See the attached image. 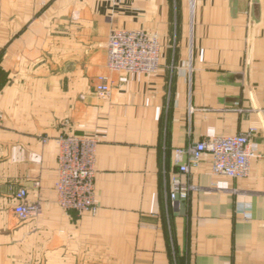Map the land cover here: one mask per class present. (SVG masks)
<instances>
[{"label": "crops", "instance_id": "obj_1", "mask_svg": "<svg viewBox=\"0 0 264 264\" xmlns=\"http://www.w3.org/2000/svg\"><path fill=\"white\" fill-rule=\"evenodd\" d=\"M189 4L0 0V264H264V0ZM113 29L158 36L155 75L107 70ZM250 130L247 178L213 175L208 155L189 175L174 164ZM62 135L97 141L95 214L57 203ZM172 177L193 186L186 200L169 199ZM19 188L40 207L26 222Z\"/></svg>", "mask_w": 264, "mask_h": 264}, {"label": "built area", "instance_id": "obj_2", "mask_svg": "<svg viewBox=\"0 0 264 264\" xmlns=\"http://www.w3.org/2000/svg\"><path fill=\"white\" fill-rule=\"evenodd\" d=\"M190 9H193V0ZM105 66L110 72H122L131 75H155L160 67L161 44L154 33L145 30L113 29L109 32L105 44ZM100 97L109 95L107 78L100 76L95 86ZM255 131L230 136L211 137L201 142L190 143L174 152V164L179 173L189 175L203 156L210 157L211 172L215 176L229 179H243L250 174V163L260 158L256 145L251 139ZM43 139V142H46ZM57 181L55 191L57 203L65 213L78 215L97 212L95 199V154L97 141L92 136L62 135L57 139ZM169 199L186 200L193 189L188 182L177 177L170 179ZM15 205L12 214L18 222H26L40 214L37 203L27 200V192L19 188L14 194ZM244 218L250 214L246 208H239Z\"/></svg>", "mask_w": 264, "mask_h": 264}]
</instances>
